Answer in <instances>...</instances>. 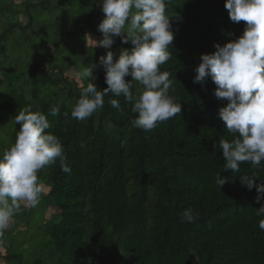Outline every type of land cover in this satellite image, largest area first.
<instances>
[{"label": "trees", "instance_id": "trees-1", "mask_svg": "<svg viewBox=\"0 0 264 264\" xmlns=\"http://www.w3.org/2000/svg\"><path fill=\"white\" fill-rule=\"evenodd\" d=\"M55 1L0 0V25L4 24L0 55L6 54L7 40L16 27L32 29L40 14L51 15ZM57 5L69 7L77 24L85 21L84 35L95 33L97 0H57ZM224 5L225 0H169L166 5L174 40L171 58L160 70L170 72L175 81L170 95L180 100L181 113L150 131L132 126V104L122 95L109 93L102 109L86 120L71 116L81 86L64 78L66 69L77 66L81 71L97 64L96 80L91 82L102 91L108 86L100 57L111 50L115 60L121 48L131 47L119 37L110 49L85 45L86 52L69 66L60 64L64 50L56 48L52 54L58 60L50 69L44 60L22 75L1 67L6 120L14 122L24 107L43 112L51 125L46 131L61 140L71 167L70 173H64L57 162L38 173L41 184L51 188L41 195L46 203L43 214L50 207L59 210L42 225L45 244L38 249H47L49 258L40 257L36 249L29 255L33 261H28V250L25 254L15 250L24 242L23 233L30 231L22 227H28L37 211L22 205L13 217L14 227L0 237L8 264H264V230L259 228L264 217L256 214L264 200L257 203L255 187L248 190L239 179L255 173L264 180V161L260 168L243 162L239 172L223 168L222 149L214 145L234 138L218 116L227 100L215 96L217 86L210 77L194 82L201 55L214 53L216 44L223 46L243 33L246 22H232ZM23 14L26 23L20 19ZM12 15L19 22L7 24ZM89 82L85 78L83 85ZM132 84L133 93L142 87L137 81ZM110 98L117 99L120 107H112ZM52 107L59 108L55 116L49 114ZM19 128L14 122L0 137V156L15 143ZM218 176L226 180L221 188ZM186 208L196 213L193 222H181Z\"/></svg>", "mask_w": 264, "mask_h": 264}, {"label": "clouds", "instance_id": "clouds-1", "mask_svg": "<svg viewBox=\"0 0 264 264\" xmlns=\"http://www.w3.org/2000/svg\"><path fill=\"white\" fill-rule=\"evenodd\" d=\"M97 3L104 13L97 27L102 39L87 37V44L110 49L119 37L123 44L131 47L121 48L115 60L111 50L100 57L99 66L108 86L102 91L91 82L96 80L97 64L84 66L76 74L78 81L87 78L90 82L86 87L81 83L80 96L71 116L81 121L90 118L102 109L104 97L111 93L114 97L122 95L132 104L133 127L153 130L158 123L181 113L180 100L170 95L175 81L170 78V72L160 70L171 58L169 47L174 40L166 14L169 0H97ZM224 6L232 22H246L243 33L223 46L216 44L214 53L202 54L195 68L194 82L210 77L217 86L215 96L227 100L218 116L234 138L220 139L214 147L222 149L226 161L223 168L239 172L243 162L260 168L264 161V0H225ZM129 76L131 79L126 80ZM132 81L142 86L136 93L132 91ZM108 103L114 108L120 107L117 99L110 98ZM58 113V107H52L49 112L53 116ZM14 122L20 125L15 143L0 156V237L13 217L20 214L22 205L35 208L40 203L43 187L38 173L41 169L59 162L64 173L71 172L61 140L46 131L51 125L43 112L24 107L18 111ZM239 179L248 190L255 187L257 203L264 200V180L255 173ZM256 179L261 183L257 185ZM225 182L218 176L220 188ZM256 214L264 217V204ZM195 218L194 210L186 208L181 222L190 223ZM259 228L264 230V219L259 221Z\"/></svg>", "mask_w": 264, "mask_h": 264}, {"label": "rangeland", "instance_id": "rangeland-1", "mask_svg": "<svg viewBox=\"0 0 264 264\" xmlns=\"http://www.w3.org/2000/svg\"><path fill=\"white\" fill-rule=\"evenodd\" d=\"M16 3H23L25 0H14ZM64 2L69 0H63ZM94 11V19H96V24L98 25L104 18V13L101 11V8L98 6L93 9ZM75 15L69 12V7L67 6H58L57 0L54 2L51 7V15H42L37 18L38 23L30 30H22L21 27H16L17 30L14 31V34L7 40V52L5 55H0V71L3 72L2 68L5 70L7 67L15 70H19L20 75L22 73L27 74L29 67L31 65L38 63V61L44 60V66L47 69H50V64L54 65L57 62L58 56H54L52 54L56 48L58 50H64L61 54H64L62 59L59 61L62 62L60 64H65L69 66L73 60L79 58L82 52H86V46H90L87 44V37H91L99 41L102 39V34L97 30L95 33H88L84 35L86 29H82L81 26L85 24V21L81 24H77V19L74 17ZM23 23H26L27 17L23 14L20 17ZM19 17L17 15H12L10 20L6 23L10 24L18 23ZM4 24L0 25L3 26ZM98 27V26H97ZM14 29H12L13 31ZM100 47V46H95ZM1 63L4 65L2 66ZM80 71L77 66H72L66 69L64 73V78H68L69 80H75L76 74ZM54 75H59L56 72ZM3 74L0 72V79L3 78ZM83 84V81H78ZM2 87H0V137L5 136L9 130L10 126H14V122H11L10 119L7 118V110L3 108V102L5 101V97L3 93L5 92ZM43 187V193H49L50 186L47 184H41ZM46 203L44 198H40V203L35 207L37 210L35 215L32 217L30 222L28 223V227L24 225L22 230H26L30 228V231L23 233L22 241L20 242L19 238H17L19 246L15 247V250L19 249L23 252L22 254L27 253L28 261H33V256H29L32 252H34L38 247L44 246L45 236L42 234L44 231L43 223L47 222L44 220L46 217H51L52 214L59 212L55 207H50L49 212L46 216L43 214L45 212ZM13 220L10 222L8 229L14 227ZM20 229V228H19ZM18 229V230H19ZM15 229V231H18ZM2 249V250H1ZM0 264H8L10 260L7 259L8 251H6V246L1 247L0 245ZM38 255L45 259L49 258V252L47 249L43 250L38 249ZM9 260V261H8ZM12 260V259H11Z\"/></svg>", "mask_w": 264, "mask_h": 264}]
</instances>
